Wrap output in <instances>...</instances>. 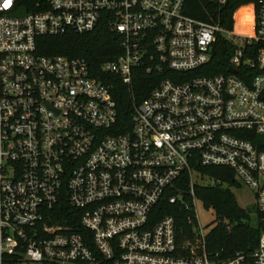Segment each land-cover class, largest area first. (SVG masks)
I'll list each match as a JSON object with an SVG mask.
<instances>
[{
  "label": "built area",
  "instance_id": "1",
  "mask_svg": "<svg viewBox=\"0 0 264 264\" xmlns=\"http://www.w3.org/2000/svg\"><path fill=\"white\" fill-rule=\"evenodd\" d=\"M186 1L0 0V264H264V229L253 251L211 250L196 192L231 188L203 171L231 169L264 215V0L242 32ZM103 24L120 52L98 73L37 49ZM220 36L232 55L213 74ZM142 69L160 78L120 132L112 80Z\"/></svg>",
  "mask_w": 264,
  "mask_h": 264
},
{
  "label": "trees",
  "instance_id": "2",
  "mask_svg": "<svg viewBox=\"0 0 264 264\" xmlns=\"http://www.w3.org/2000/svg\"><path fill=\"white\" fill-rule=\"evenodd\" d=\"M260 0H226L221 4L218 0H187L184 11L202 21L218 23L224 29L242 32L251 21L252 9L257 8ZM23 5L30 8L31 0H21ZM37 49L40 54L53 56H83L98 73L105 60L114 58L119 52V36L103 24L87 34L70 32L63 36L39 37ZM232 55V44L219 37L211 60L210 73H226ZM160 78L141 70L135 78L132 88L122 84L118 79L113 81V96L117 100L119 131L124 132L131 126L134 103L147 96ZM102 79V76H101ZM104 79V78H103ZM156 83V82H155ZM204 173L239 186L235 181L233 170L211 167L204 168ZM197 196L204 206L215 212L213 227L208 233L209 247L212 251H221L224 256L243 251H253L258 244L264 229L261 221L264 215L255 209L256 220L249 210L243 208L231 188L223 185L198 187ZM171 210L172 205L164 206ZM181 223H185L180 220Z\"/></svg>",
  "mask_w": 264,
  "mask_h": 264
},
{
  "label": "rangeland",
  "instance_id": "3",
  "mask_svg": "<svg viewBox=\"0 0 264 264\" xmlns=\"http://www.w3.org/2000/svg\"><path fill=\"white\" fill-rule=\"evenodd\" d=\"M231 190L234 192L236 199H238L239 204L249 210L253 221L256 220L255 209H256V199L254 198V191L248 186L242 183L241 186H232ZM199 217L203 224H212L215 220V212L209 208H206L204 204L199 205Z\"/></svg>",
  "mask_w": 264,
  "mask_h": 264
},
{
  "label": "water",
  "instance_id": "4",
  "mask_svg": "<svg viewBox=\"0 0 264 264\" xmlns=\"http://www.w3.org/2000/svg\"><path fill=\"white\" fill-rule=\"evenodd\" d=\"M26 12H27V8H26V7H22V8H20V9L15 13V15H16V16H17V15L22 16V15H25ZM229 70H230V71H235V72L238 71V70L235 69L234 67H230ZM258 144H259V145L264 144V135L259 136V138H258Z\"/></svg>",
  "mask_w": 264,
  "mask_h": 264
},
{
  "label": "clouds",
  "instance_id": "5",
  "mask_svg": "<svg viewBox=\"0 0 264 264\" xmlns=\"http://www.w3.org/2000/svg\"><path fill=\"white\" fill-rule=\"evenodd\" d=\"M11 3V0H5L4 7H8V5Z\"/></svg>",
  "mask_w": 264,
  "mask_h": 264
}]
</instances>
